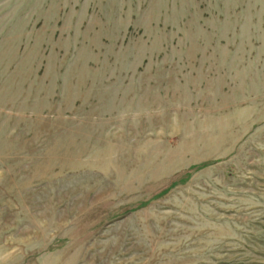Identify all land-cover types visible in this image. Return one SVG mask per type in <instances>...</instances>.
I'll return each instance as SVG.
<instances>
[{
    "label": "rangeland",
    "instance_id": "obj_1",
    "mask_svg": "<svg viewBox=\"0 0 264 264\" xmlns=\"http://www.w3.org/2000/svg\"><path fill=\"white\" fill-rule=\"evenodd\" d=\"M0 264H264V0H0Z\"/></svg>",
    "mask_w": 264,
    "mask_h": 264
}]
</instances>
